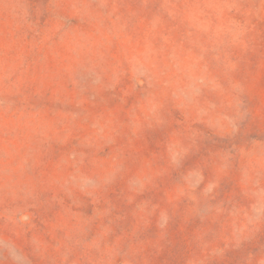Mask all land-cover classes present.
<instances>
[{"label": "rangeland", "instance_id": "rangeland-1", "mask_svg": "<svg viewBox=\"0 0 264 264\" xmlns=\"http://www.w3.org/2000/svg\"><path fill=\"white\" fill-rule=\"evenodd\" d=\"M0 264H264V0H0Z\"/></svg>", "mask_w": 264, "mask_h": 264}]
</instances>
